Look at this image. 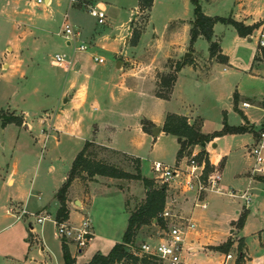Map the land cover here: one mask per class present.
<instances>
[{
	"label": "rangeland",
	"instance_id": "rangeland-1",
	"mask_svg": "<svg viewBox=\"0 0 264 264\" xmlns=\"http://www.w3.org/2000/svg\"><path fill=\"white\" fill-rule=\"evenodd\" d=\"M41 1L0 0V116L20 121L19 126L13 123L2 126L0 119V251L9 256L6 260L1 258L0 264L64 263L62 239L54 223L56 203L53 196L86 142H99L120 153L140 158L142 176L151 178L153 188L161 187L151 170L152 164L173 167L178 145L173 135L158 132L153 136L151 126L162 128L166 117L171 114L198 116L202 119V133L210 137L218 135L225 125L232 128L245 125L243 127L247 128L248 120L251 128L245 133L219 134L215 150L211 146L213 139L206 143V150L200 146L191 150L192 154L197 152L196 156L201 160L206 159L209 170V157L222 156L219 169L222 176L220 187L224 192L239 193L262 184L264 187V182H259V179L264 181V174L255 171L261 166L255 165V158L248 154V148L256 143L257 134L264 129V71L252 66L258 48V32L248 42L247 38L254 30L243 39L231 24L216 22L212 40L220 44L228 62L215 60L212 64L211 60L216 58L209 57V43L203 37L190 42L194 18L190 0H154L149 19L148 12L138 8L132 22L133 28L142 34L141 44L155 39L165 42L168 33L170 37L178 34L173 40L179 46L186 43L183 44L188 46L185 52L191 57L182 64L183 56L175 57L174 53L160 55L158 50L159 55L155 54L154 62L149 65L148 71L156 82V94L167 92L166 79L175 74V85L169 98L151 94L148 85L132 87L130 93H125L120 86L127 80L115 71L113 57L114 46L120 51L121 43L108 38L106 45L113 48L108 53L96 51V56L103 58L104 63L95 64L91 51L74 52L73 45L59 34L67 22L73 30L78 29L72 18L84 24L86 32L93 29L95 21L84 9V1L76 0L68 5L70 0H52L49 6ZM135 1L127 0L126 7H133ZM199 5L202 14L220 19L234 20L241 13L253 15L264 11L263 0H199ZM117 21L118 25L123 19L119 17ZM180 22L183 27L176 26ZM6 44L12 49L18 48L15 44L20 45L22 54L19 59L18 54L15 60L6 59L11 52ZM150 46H154L153 43ZM153 50L148 49L145 56L154 57ZM56 55L70 62L68 70L53 65ZM120 55H124L123 52ZM258 58L264 62L261 55ZM6 61L14 65L8 68ZM75 63L80 64L77 71L74 70ZM179 65L181 68L176 72ZM71 83L75 84L72 88L75 92L82 89L85 94L78 109L74 103L59 105L58 102ZM243 103H248L249 107H243ZM28 125L32 127L30 130ZM143 126L149 131H144ZM90 150L96 159L126 173H136L131 157L104 148ZM249 176L260 184H253ZM121 182L119 188L124 189L126 199L118 189L111 187L107 190L91 185L89 194L93 206L70 210L65 225L79 227L82 220L89 218L94 232L83 254L77 256L76 264L86 263L89 253L106 254L115 242H121L129 211L145 201L144 184L128 179H121ZM82 193L84 189L79 184L70 186L66 200H78ZM250 195L252 205L249 211L242 208L239 200H235L233 206L228 202L231 199L214 194L208 201L209 208L194 210L198 234L210 235L215 240L229 234L217 245L198 241L190 252L208 250L217 253H200L195 260L191 258L194 264H221L225 255L233 256L228 264H245L244 246L250 258L247 264H264V195L258 197L253 189ZM166 199L179 204L189 202L173 188L165 191ZM24 206L28 215L21 220L9 213L10 208L16 213ZM42 208L44 210L38 212ZM47 208L49 212H46ZM235 209L241 210L239 216L234 213ZM43 212L50 214V219L38 224L35 215ZM161 231L160 224L142 226L136 245L157 240ZM65 243L67 247L72 245ZM239 244L242 261L238 260Z\"/></svg>",
	"mask_w": 264,
	"mask_h": 264
},
{
	"label": "crops",
	"instance_id": "crops-1",
	"mask_svg": "<svg viewBox=\"0 0 264 264\" xmlns=\"http://www.w3.org/2000/svg\"><path fill=\"white\" fill-rule=\"evenodd\" d=\"M83 1H84V9L86 10L87 13H88V10L91 9V8L103 7L106 10V20H105V24L102 25V27L101 26L97 27L98 25L95 22V25L93 26V29L90 32H89V30H88V32H86L84 24L81 25V22L77 18H72V23H74V25H78L79 26L78 29H76L77 27L74 28L75 29L74 32L77 34L76 44L77 45H81V44L85 45L87 49L84 52L91 51L90 52V56L92 58V56H94V55L96 56L95 53H98L96 51L108 53V50H110L111 47L113 48V46H107L106 45V41L108 40V38L111 39V40H114V42H116L117 44L121 43L120 44L121 45L120 51H118V46H114V48H113L115 50V52L113 53V57H114V60H115V71L118 74L122 75V77H124V79L127 80V82L122 83V86H120L121 87L120 90L125 92V93H130L132 91V87H137V86L141 87L142 85H148L149 92L151 94H156V92H155L156 82H154L152 75L148 71V69L150 68L149 65H151L154 62L155 54L159 55V52H157L159 50L160 53H161L160 55H162V54L166 55L167 53H170V54L174 53L175 57L184 56V54L186 53L185 52V48L188 47V46H183V44L186 45V43H182V45H180V46L177 45L176 42L173 40V38H175L178 34H176L174 36L172 35L173 37H170V33H168L169 36H167L168 39L165 42H162V41L159 42L158 40L155 39V40H152L151 42H149V43H147L145 45H142L141 44L142 34H140V38L138 40V43L135 46H131L130 45V39H131V36H132V31L134 29L133 26H132V22L135 20L134 19L135 15L138 13V8H139L138 7V0L135 1V4L133 5V7H135L137 10L134 9L133 7H126L127 4L125 2L127 0H118V1H116V0H111V1H109V0H107V1H104V0L103 1L102 0H83ZM128 1H131V0H128ZM240 1H244L245 2L246 0H240ZM43 2L47 6L52 4V0H43ZM136 2H137V6H136ZM153 2H154V0H153ZM114 4H116V5H114ZM68 5H70V2H69ZM151 8H150V10H151ZM127 10H129L128 14H127ZM134 11H136L135 14H133ZM124 14L126 15V19H125ZM67 15H68V13H67ZM119 17H120V19H123V21H120V23L117 25V22H118L117 20H118ZM148 19H149V11H148ZM234 20L237 21V22H242L246 26H256V29H254L252 35L250 37H248L247 40H248V42H251V38L254 36V34L256 32H258L259 33L258 48H260V41H262L264 43V39H263L264 11H262V10L257 11L253 15H247V14L241 13ZM147 23H149V20H148ZM176 26L177 27H180V26L183 27L184 24H182V22H180ZM60 32H61V29L59 31V34H60ZM77 40L79 42H81V44H79L77 42ZM212 41L216 42L218 44L221 55L225 56L227 58V62H228V57H227V55H225L223 53V50H222L220 44L217 41H214V40H212ZM152 43H153L154 46H150V44H152ZM6 46H9V45L6 44ZM15 46H18V48L17 49H12V47H10V46L7 47L8 49L9 48L11 49V52L9 54H7V57H6L7 60H10V58H13L12 60H15V56L17 54H18V59L21 56L22 53H21L20 45L15 44ZM150 48L154 49L153 50L154 57H152V58H151V55L150 56H145L146 53L148 52V49H150ZM258 48L255 51L253 65L252 66L255 67L256 70L262 72L261 70L264 71V62L260 61L259 58H258V56L260 55V52H259L260 50ZM117 51H118V53H116ZM74 52H78V51L74 50ZM121 52H123L124 55H120ZM30 54L32 55V52ZM192 55L194 56V54H192ZM215 60L216 59L211 60L212 64L215 62ZM5 63H6V66H8V68L12 67L14 65L12 62H7L6 61ZM211 65L209 66V68L211 67ZM4 66H5V64H3L1 67L3 68ZM62 69L64 71L68 70V68L67 69L62 68ZM79 69H80V64L79 63H75L74 70L77 71ZM224 71H226L225 68H224ZM174 85H175V82H174ZM174 85H173V87H174ZM73 87L75 88V84L71 83L68 86L67 90L64 91V93H62L59 96V101H58L59 105H65V104H68V103H74L76 105L77 109L79 107H81V104L84 101L85 94L82 91V89H79L77 92H75L74 89H72ZM173 87H172V89H173ZM172 89H171V91H172ZM170 94H169V97H170ZM179 116L186 117L188 119V123L189 124H194V123L195 124L196 123L200 124V132L202 133V131H201L202 119L201 118H199L198 116L196 117L194 114H188V113L180 114ZM245 118H246V116H245ZM54 119H56V116H55ZM246 124H247L246 127L248 129L251 128L249 126L248 120H246ZM42 126H43V128H45V124L42 125ZM243 126H245V125H243ZM243 126L241 125L240 127H243ZM28 127H29V130L32 128L30 125H28ZM154 128H158L159 132L161 134L164 133V132H162V128H160V127H152L151 131H153ZM42 133H43V131H42ZM202 134H204V133H202ZM216 140H217V138H214L211 141L212 142L211 146H212L213 150H215L217 148V145L215 143ZM89 143H92L93 145H95L97 147H100V148H104L106 150L108 149L110 151L112 150V151H114L116 153H120V152L114 150L113 148H109L107 146H104L102 143H99V142L95 143L93 141H90ZM207 146H208V144H206V143H205L204 147H202L200 145V149L201 148L202 149L205 148V150H206ZM196 153L197 152H194L193 154L196 155ZM120 154L129 156L131 158H138V157L131 156V155H128V154H123V153H120ZM212 156L209 157L210 164L219 165L222 162V156H220V155H217L216 157L215 156L212 157ZM138 159L140 160V169H141V159L140 158H138ZM173 167H178L179 170H182V171L185 170V167H186L185 159H183V158L180 159V160L176 159L175 165H173ZM141 176H142V174H141ZM66 177H65V179H66ZM142 177H144V176H142ZM249 178H250L251 182L253 184H255L256 186H258L260 184V183H257L258 181L255 182L254 179L252 178V176L251 177L249 176ZM65 179H64V181H65ZM147 179L151 180V178H147ZM80 182L81 181H79V180H75L72 183L71 186L79 184L84 189V193H82V198H79L78 200H73L72 202H69V199H68V201L66 200V206H67V210H68V215H69L70 210H72V209H74V210H80L81 209L82 210L83 208L87 207L88 205H90V207L93 206V202H92L93 199L90 198V194H89V189H90L91 185L102 186L103 188H105L107 190H109L111 187H113L114 189H118L120 192H122L124 197H125V199H126V193H125L124 189L119 188V187L122 186L121 180L110 179V178H105V177H95L92 181H86V182H81V183ZM9 183H12V181H9ZM176 185H177L176 184V180H174V181H172L170 183L171 188L175 187ZM252 189L257 191L258 197H261V196L264 195L263 184L261 186L256 187L255 189H254V187L250 186L245 191L239 192V193H236L233 190L234 192L228 191V193L225 192L223 195H219V194H214V195L220 196V197H227V198L233 200V201L228 200L229 204L233 205V206H235V202L234 201L235 200H239V201L242 202V208L245 207L246 210L249 211L248 210L249 206L252 205V198H251V195H250V192H251ZM55 194L53 196L54 203H56V209H55L54 212L57 211L58 206H59V204H58V202H57V200L55 198ZM243 194L248 196V198L250 199L249 203L246 204L244 199L240 198V195H243ZM211 197H213V194L212 195L209 194V196L207 197V200H206L207 204L209 203L208 201H210ZM188 200H189V202H184L183 204H180V205L183 208H185L187 211H190L192 213V216H194V210L198 209V208H192V200H191V198H189ZM26 206H24V207L27 208ZM207 208H209L208 205H207L206 208H200V209L204 210V209H207ZM41 210H44V209L42 208L38 212H40ZM240 211H241L240 209H235L234 213L239 216ZM38 212H36V213H38ZM46 212H49V208H47ZM196 229L197 228H195L194 231H192V232H190L188 234V240H187V243H186V248L187 249H191V248L193 249V247L197 246V244H199V242L200 243H204L206 245L207 244H209V245H217L219 243L224 242L227 239V237L229 236V234H226L223 239L215 240V239H212V237L210 235H201L200 233L198 234L196 232ZM93 234H94V232H93ZM116 243H120V242H115L113 244V246ZM68 248H69V253H70L71 258L74 259L75 261L77 259V256L78 255H82L83 252H84V249H82L81 251L76 250L73 245H71V246L69 245ZM71 250H72V253H71ZM205 252H207L209 254H212V255L217 253V252H210L208 250L207 251L196 250V253L185 252L184 255H183V261H184L185 264H194L193 263V259L195 260V258H196V256L198 254L205 253ZM108 253L102 254V255H107ZM95 254H100V253H96V252L89 253V256H88V259H87L86 263H88L90 261V259ZM244 254H245V259H246V263L245 264H247L249 262L250 258L247 255L245 246H244ZM226 256L227 255H225L224 260L222 261L221 264H228V261L233 259V256H231L230 259H226ZM1 258L6 260L7 258H9V256L8 255L5 256L0 251V260H1ZM191 258H193L192 261H191ZM86 263H78V264H86ZM233 264H234V262H233Z\"/></svg>",
	"mask_w": 264,
	"mask_h": 264
},
{
	"label": "trees",
	"instance_id": "trees-1",
	"mask_svg": "<svg viewBox=\"0 0 264 264\" xmlns=\"http://www.w3.org/2000/svg\"><path fill=\"white\" fill-rule=\"evenodd\" d=\"M193 6V21L191 22L190 29V42H193L198 37H203L209 43V56L216 58L217 61L225 63L227 58L220 53L219 46L216 42L212 41V29L216 22L229 23L231 24L238 35L242 38L248 37L256 26H243L232 19H220L208 17L201 13L199 0H190ZM153 0H138V7L140 11H149L152 7ZM140 30L133 29L132 36L130 39V45L135 46L140 38ZM260 55L264 58V47L259 49ZM182 65V64H181ZM181 65L178 66L176 72L180 70ZM176 76L175 74L168 76L166 79L167 92H158L156 95L162 98H168L171 93V89L174 85ZM2 126L7 124H16L19 126L20 121L17 118L11 117L4 119L0 116ZM153 127V126H151ZM147 126H143L144 131H149ZM248 129L244 127L232 128L227 125L224 126L219 134H240L247 132ZM162 132L173 135L178 144L177 160L184 157H189L192 154V148L200 146L203 143H209L211 139L216 138L218 135L207 136L200 132V124H189L188 119L184 116L171 114L166 117V120L162 127ZM91 148H99L92 143L86 142L82 151L75 157L72 162L71 168L67 174L65 181L63 182L60 189L56 192L55 198L59 204L56 211L55 221L62 223L68 218V210L66 206V193L69 187L76 179H80L83 182L92 181L95 177H105L110 179H128L133 181H139L144 184L146 189L145 201L134 208L133 211H129V217L127 220V227L122 236L120 243H116L107 255L95 254L88 263L86 264H159L158 260L151 256L136 255L138 252V246L136 245V237L142 228V226H162L164 223L158 217L159 213L162 212L165 203V191L166 187L161 186L159 188H153V182L147 178L141 176L140 173V160L138 158H132L136 165V173L129 174L117 167L110 165L103 160H98L90 153ZM197 160L201 158L197 156ZM206 170H209L208 164ZM263 179V178H262ZM259 181H262L259 179ZM245 217V216H244ZM244 217L240 218L238 226L242 225ZM243 243V242H242ZM244 244L242 245V247ZM62 254L64 264H75V260L71 258L69 249L62 241ZM238 260L242 261V249L239 244L238 248Z\"/></svg>",
	"mask_w": 264,
	"mask_h": 264
},
{
	"label": "built area",
	"instance_id": "built-area-1",
	"mask_svg": "<svg viewBox=\"0 0 264 264\" xmlns=\"http://www.w3.org/2000/svg\"><path fill=\"white\" fill-rule=\"evenodd\" d=\"M41 2V0H37V3ZM74 2L76 0H70V3L73 4ZM88 14L98 26L105 24L106 10L103 7L91 8L88 10ZM60 35L68 44L73 45L74 50L78 52L86 51L85 45L76 44L77 34L68 22L64 24ZM260 47H264L262 41H260ZM92 60L96 64L104 62L103 58L95 55L92 56ZM53 65L67 69L70 66V62L56 55L53 59ZM243 107L247 108L249 104L243 103ZM257 137L256 143L248 148V154L255 158V165L261 166L256 168L255 171L264 174V129L257 134ZM183 159H185L186 164L183 171L179 170L178 167H168L156 162L152 164L151 170L156 175L160 185L167 187L166 191L171 188L170 183L176 180L177 185L173 188L179 191L186 200L191 198L192 208H206L208 205L206 200L209 194L223 195L225 193L222 187H220L222 176L219 165H213L209 162L211 170H206V159L198 161L195 154H191L189 157H184ZM240 198L244 199L246 204L250 201L245 194L240 195ZM13 209L10 208L9 213L16 220L28 215L25 207L17 210L16 213H13ZM35 216L38 224H42L44 221L50 219V214L45 212ZM158 217L164 223V228L160 235L155 241L139 244L136 255L143 254L154 257L158 260L159 264H185L183 255L185 252H190V249L186 248L188 234L196 228L192 213L176 201L170 202L166 199L163 210L159 213ZM54 223L57 226V233L62 241L70 242L78 251L84 249L93 239V231L89 218L82 220L79 227L67 226L64 222L57 223L55 219ZM230 258V255L226 256V259Z\"/></svg>",
	"mask_w": 264,
	"mask_h": 264
},
{
	"label": "water",
	"instance_id": "water-1",
	"mask_svg": "<svg viewBox=\"0 0 264 264\" xmlns=\"http://www.w3.org/2000/svg\"><path fill=\"white\" fill-rule=\"evenodd\" d=\"M191 57V54L189 53H185L184 56H183V60H182V64H184V62L186 61L187 58H190ZM159 132V129L158 128H154L152 133H153V136H156L155 134ZM202 147L205 146V143H203L201 145Z\"/></svg>",
	"mask_w": 264,
	"mask_h": 264
}]
</instances>
